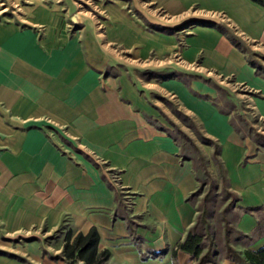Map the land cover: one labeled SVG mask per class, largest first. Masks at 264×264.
<instances>
[{"label": "crops", "instance_id": "crops-1", "mask_svg": "<svg viewBox=\"0 0 264 264\" xmlns=\"http://www.w3.org/2000/svg\"><path fill=\"white\" fill-rule=\"evenodd\" d=\"M149 1L171 21L207 23L151 32L114 8L110 40L124 39L142 57L167 55L181 43L187 64L199 61L200 71L259 94L253 104L264 116V78L228 34L264 47V7ZM26 17L27 26L0 18V264H64L65 235L51 238L63 225L72 237L95 228L97 252L110 253L104 264H195L183 251L171 256L198 215L187 200L198 182L176 138L153 122L149 100L128 76L105 73L95 41L70 37L48 7ZM161 85L219 144L228 189L238 196L235 227L249 240L233 247H264V152L198 95L212 96L206 81L187 86L173 76ZM206 264L235 263L219 255Z\"/></svg>", "mask_w": 264, "mask_h": 264}, {"label": "rangeland", "instance_id": "rangeland-1", "mask_svg": "<svg viewBox=\"0 0 264 264\" xmlns=\"http://www.w3.org/2000/svg\"><path fill=\"white\" fill-rule=\"evenodd\" d=\"M35 6L52 9L57 16L59 27L70 37L78 38L85 44L91 39L95 41L105 61V73L128 76L149 100L157 118L153 122L176 138L182 156L193 158L192 165L198 169L201 179L206 181L201 194L195 198L197 205L206 193L213 190L214 183L212 195L215 197V212L211 220L213 230L223 225L225 217L235 226L238 211L229 205L230 199L223 191L219 174V167L223 163L219 158V151L216 155L215 145H209L206 140L212 139L206 137L199 122L185 113L175 99L163 90L161 82L173 76H177L178 80L187 86H190L193 80L206 81L213 90L212 96L198 95L210 99L218 111L222 109L228 113L226 115L229 116L230 122L232 121L245 136L244 139H249L257 149L264 152V116L259 114L253 104V99L258 98L259 94L235 84L229 78L200 71L199 61L187 64L180 55L183 47L181 43H178L175 52L167 55L159 56L151 52L142 57L136 46H127L125 40H120L119 37H114L115 41L110 40L108 33L115 21L114 8L122 9L151 32L177 34L181 27L207 21L190 18L178 22L171 21L162 9L149 0H0V18L27 26L26 13ZM118 19L122 20L120 17ZM174 23L176 26H168L175 25ZM228 34L235 37L231 29H228ZM242 48L255 72L264 78V47L243 41ZM212 141L217 144L219 150L217 141ZM204 173H207V176ZM227 207L229 209L223 213ZM64 231H67L66 225L61 226L51 238L65 235ZM47 254L51 255L48 252Z\"/></svg>", "mask_w": 264, "mask_h": 264}, {"label": "trees", "instance_id": "trees-1", "mask_svg": "<svg viewBox=\"0 0 264 264\" xmlns=\"http://www.w3.org/2000/svg\"><path fill=\"white\" fill-rule=\"evenodd\" d=\"M264 7V0H253ZM233 44L242 48V42L236 37L230 36ZM219 111L224 114H228L222 109ZM233 129L242 137L240 130L237 129L234 123L230 122ZM256 142H259L256 137H253ZM209 145H215L216 155L218 154V147L214 141L206 139ZM185 159L193 161V158L185 157ZM219 163V162H218ZM220 178L223 182V191L227 194L230 199L229 205H235L238 196L228 189V182L225 175V170L221 164L219 167ZM198 186L196 190L191 193L187 200L195 204V198L198 197L202 192V186L206 184V181L202 180L198 174V169L193 166ZM207 176V173H204ZM213 190H214V183ZM211 192L206 193L200 203L196 204L198 212L197 219L194 225L188 230L187 234L180 241L176 247L172 250L171 256L173 261L176 260L177 252L183 251L191 256L195 260V264H206L215 262L216 257L221 255L224 258L234 262L235 264H264V247L258 250L244 249L242 251L236 250L233 246L235 244H246L249 240L246 235L241 233L232 226L226 217L223 218V225L216 230H213L211 220L214 217V203L215 197ZM229 207V206H228ZM223 210V213L227 209ZM219 236V240H217ZM99 234L95 228H91L87 233H77L72 237L70 230L65 233V243L61 254V259L64 264H77L79 261H83L85 264H104L109 258L110 253L107 250L97 252V242Z\"/></svg>", "mask_w": 264, "mask_h": 264}]
</instances>
